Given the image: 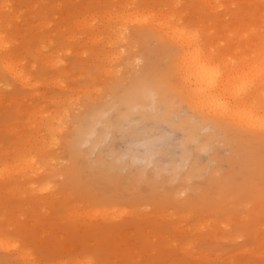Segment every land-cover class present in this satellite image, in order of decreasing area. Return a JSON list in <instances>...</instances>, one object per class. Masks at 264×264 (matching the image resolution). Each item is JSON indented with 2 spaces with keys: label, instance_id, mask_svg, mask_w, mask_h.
<instances>
[{
  "label": "rangeland",
  "instance_id": "374dc122",
  "mask_svg": "<svg viewBox=\"0 0 264 264\" xmlns=\"http://www.w3.org/2000/svg\"><path fill=\"white\" fill-rule=\"evenodd\" d=\"M223 3L0 0V51L20 74L0 70V145L39 147L0 153V236L29 254L25 262L0 249V264H264V137L233 142L239 151L231 154L221 132L205 125L197 131L213 134V147L197 151L186 142L184 151L186 130L150 117L160 112L152 100L144 103L151 108H132V119L117 116L128 110L127 80L165 76L164 84H179L166 66L180 49L158 37L133 38L139 21L196 24L212 39L207 50L225 54L245 51L243 43L264 30V0ZM114 13L130 15L117 33L108 24ZM151 67L159 71L148 73ZM170 86L159 93L174 98ZM177 110L173 120L195 114L186 102ZM85 114L94 116L92 128L113 124L95 145L79 134ZM21 157L29 160L22 169L3 166Z\"/></svg>",
  "mask_w": 264,
  "mask_h": 264
},
{
  "label": "bare ground",
  "instance_id": "6f19581e",
  "mask_svg": "<svg viewBox=\"0 0 264 264\" xmlns=\"http://www.w3.org/2000/svg\"><path fill=\"white\" fill-rule=\"evenodd\" d=\"M211 2L213 4H216L217 8H221L224 5V3H223L224 0H211ZM205 6H206V4H205ZM112 15H114V16H112ZM112 15H111L112 18L109 21H111L113 19H115L116 21H114V23L111 22L113 24H110V22L108 24L113 27V30H111V31L113 33H115V32L117 33L122 28L123 24L127 21V19L130 17V15L128 14L127 16H125L121 13H117V14L114 13ZM252 24H256V22H252ZM136 25L138 26L137 30L135 31L136 33L131 34L133 38H136L138 36H146V37L152 36V37H156V38L158 37L159 39L161 38L160 40L165 39L166 41L172 42L173 44H175L180 49L178 58L173 63V66H172V63H169L166 66L167 67L166 70L168 72H171V71L173 73L175 72V74H176L175 78H176V81L179 82V84H178L177 88H172L170 85L164 84L165 76H164V80L162 78H159V79L151 78L150 80H146L145 78H142L140 76H135L134 80H132V81L127 80L125 82V89H128V95H127L128 110L126 112L118 114L117 116L122 115V116H120V118L121 117H123V118L130 117L131 118L132 108H135V107L137 108V106H139L141 108V106H143V105L147 106L148 104H144V103H146V101L152 100L153 107H159L160 112L154 113V114L152 113V116L149 115L150 117H154L157 120L161 119V120L165 121L166 123H168L170 125V128H172L173 130L174 129L176 130L179 128L180 129L184 128L186 130L187 134L184 135L186 137L183 140L181 139V141L184 143L183 144L184 145L183 146L184 151L186 148V145H185L186 142H188L187 145H189V143L191 142V144L193 145V147L196 150L197 149H207V147H209V145H211V143H213L212 141L214 139H216V138H210L211 135L216 133V130L221 132L220 133L221 138H223L222 141L226 142V144H228L230 146L229 152L231 154H233L236 151H239V150H233L234 149V147H233L234 143H236V145L238 146V144L243 142V141L260 139L261 137H264V30L262 32H259V35L257 37L249 38L248 41L243 43V44H245V47L243 46V49L245 51L242 52L239 50H233V51L227 52L225 54V52H223L224 50L215 51L216 47L212 46V45H209L211 51L207 50V48L204 46L205 42L212 40V39L210 37H209V39L206 38L207 34H203L201 32L202 28H200V30L198 31L196 24L193 25V26H195V28L191 27L192 29L189 28L188 26H182L181 27L176 22H169L167 24H159V23H154V22L148 21V20H143V21H139ZM77 30H79V29H77ZM223 35H226V33L224 31L222 32V34H219L218 37H222ZM73 36L74 35L71 34V38ZM1 38H2V36L0 34V43H2ZM74 38L76 40L80 39L81 41L85 40V36H82L79 38L73 37L72 39L74 40ZM120 41H121V38H120ZM132 41L133 40H131V42ZM96 43L98 44V41H96ZM129 47H132V44H130ZM0 49H1V46H0ZM100 50H101L102 56H103V54H106L105 51H103L102 49H100ZM97 52H98V50H97ZM5 58H6V56H4L3 53L0 51V67H1L0 70L1 71H7L8 73H12V74L19 76L20 74L16 73V71L7 63ZM157 68H159V66ZM158 71H159V69H152V67L147 70L148 73H157ZM169 80H171V79H169ZM171 81L174 82V80H171ZM175 84H176V82H175ZM162 85L170 86V88L174 90L172 93H170L171 95L174 96V98L168 97L167 95H164L163 93H161V94L159 93V89ZM181 102L182 103L186 102L190 108V111L195 112V114L191 115V116L185 115V117H178L177 116L176 119H174L175 120L174 121L172 115H174L176 112L178 113L179 110H177V108L179 107ZM147 107H150V106H147ZM148 110H150V109H148ZM151 111H153V110H151ZM138 112L141 114V111H138ZM146 112H148V111H146ZM186 114H188V113H186ZM140 116L143 117V114H141ZM39 118L45 119L46 115H40ZM93 119H94V116L91 114L90 115H87V114L83 115V121L79 125L78 130H79V134L81 136L89 137V139L86 140L87 142H89L92 145H95L96 142L98 141V139L103 135V133L108 131L107 129L109 128L108 127L109 123L106 124V122H105V125L101 126L99 129H95V128L91 127V122L93 121ZM117 122L118 121H116L115 123H117ZM120 124H122V123L120 122ZM154 124H158V122L154 123ZM112 125H109V126H112ZM169 125H168V128H169ZM205 125H206V127H207V125L208 126L210 125V128H212L211 131L213 134H210V133L209 134L206 133L204 135L199 134L200 132H198L197 130L203 129V127H205ZM122 126L121 127L119 126V127L123 128ZM154 126L155 125H153V127ZM165 126L167 127V125H165ZM159 127H162V126H159ZM236 127H239L240 130H237ZM111 130H113L112 127H111ZM185 130H184V132H185ZM208 130H210V129H208ZM166 131L168 132V130H166ZM160 132L162 134V131H160ZM170 132H168V133H170ZM179 133H181V132H179ZM139 135H141V134H139ZM124 136L126 138L127 135L124 134ZM147 136H149V135H147ZM165 136H166V134H165ZM33 137H34V135H33ZM127 138H128V136H127ZM127 138L125 140H127ZM134 138H136V137H134ZM146 138H145V140H146ZM143 139H144V137H142V140ZM134 140L136 141V139H134ZM150 141L153 143V140H150ZM20 142L21 141H19L18 143H20ZM33 142L34 141H27V145H25V147H23L24 144L22 146H20L22 143H25L24 140H23V142H21L19 144V146H17L18 143H16V145H14V146L12 145L11 147H8V148H2L3 146L0 145V153L5 152L6 155H9V153H7L8 152L7 150H17V155H18L20 153V151H18V150H37L39 147L36 144V147L34 148ZM144 143H146V142H144ZM13 144H15V143H13ZM178 144H180V143H178ZM147 145H149V144H147ZM262 145H263V143H262ZM149 146H151V145H149ZM153 146H155V145L153 144ZM28 147H29V149H28ZM142 147H143V145H142ZM145 148H147V146ZM3 150H6V151H3ZM144 150L148 151V149H144ZM181 150L183 151L182 148H181ZM147 151H146V153H147ZM199 151H201V150H199ZM207 152H208V150H207ZM153 153H154V151L152 152V154ZM191 153L192 152H190V154ZM147 154H149V153H147ZM159 154H162V153L159 152ZM116 155H118V154H116ZM153 155H155V154H153ZM128 156L130 157L129 154H128ZM190 156L191 155H189L188 157H190ZM134 158H135V156H134ZM178 158L181 159L180 154H179ZM82 159L84 162H86V164L89 163L86 155H84ZM190 159L191 158H188L186 160L188 161ZM144 160H145V158H144ZM132 161H134V159H132ZM178 162H179V160H178ZM28 163H29L28 159L21 157L20 159L19 158L16 159L15 165L11 164V162H7L3 166H8L10 164L9 167L10 168L16 167V171H17V167L22 169V167H24ZM179 166H180V164H179ZM177 168H178V166H177ZM179 169L181 170V168H179ZM178 172H180V171H178ZM221 183H223V182H221ZM218 184L219 183H217V185ZM248 184H250V183H248ZM20 185H21V183H20ZM44 185H47V183ZM244 185L246 186L245 183H244ZM221 187H222V184H221ZM223 189H225V188H223ZM213 190H214V188H213ZM218 190L220 192H222V190H220V189H218ZM219 191H218V193H220ZM244 191H245V189H244ZM23 192H24V190H23ZM239 193H241V190ZM239 193H238V195H240ZM242 193H244V192H242ZM235 194H237V193H235ZM232 196H234L236 199V195H232ZM27 197H28V195H27ZM220 197L222 198V196H220ZM162 199L164 200V198H162ZM225 199H226V197H225ZM232 200H234V199H232ZM222 201L223 200H221L220 202H222ZM225 201H227V200H225ZM237 201H239V200L237 199ZM237 201H235V203H238ZM228 202H229V199H228ZM240 202H242V201L240 200L239 203ZM235 203L233 202V204H235ZM213 204H215V203H213ZM225 207L228 208V206H225ZM221 209H223V208H221ZM223 210H225V209H223ZM229 210H230V207H229ZM106 213H107V211L105 210L103 212V214L105 215ZM222 213H224V211H222ZM228 215H229V213H228ZM1 217H2V214H0V218ZM211 218H212L211 222L213 223L212 225L216 226V223H214V222H216L217 217L212 216ZM219 222H220L219 225H221L222 221H219ZM209 224H210V222H209ZM209 224H208V226H209ZM212 225H211V227H212ZM0 227H1V225H0ZM209 228H210V226H209ZM214 231H216V230H214ZM7 242L8 241L5 238L0 236V249H3V251L5 250V251H9V252H11V251L15 252V253H17V255H19V257L22 260L27 262L26 260L29 258V254L25 252V249H23L22 246L18 243L13 242V243L8 244Z\"/></svg>",
  "mask_w": 264,
  "mask_h": 264
},
{
  "label": "snow or ice",
  "instance_id": "6c2138e0",
  "mask_svg": "<svg viewBox=\"0 0 264 264\" xmlns=\"http://www.w3.org/2000/svg\"><path fill=\"white\" fill-rule=\"evenodd\" d=\"M89 264H92V262H89Z\"/></svg>",
  "mask_w": 264,
  "mask_h": 264
}]
</instances>
